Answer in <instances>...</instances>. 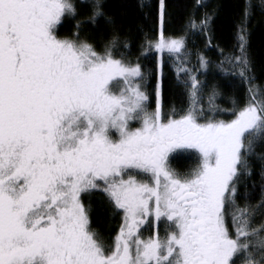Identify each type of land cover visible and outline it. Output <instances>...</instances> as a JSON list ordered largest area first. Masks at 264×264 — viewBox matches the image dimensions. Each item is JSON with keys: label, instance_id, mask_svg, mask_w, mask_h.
I'll list each match as a JSON object with an SVG mask.
<instances>
[{"label": "snow or ice", "instance_id": "1", "mask_svg": "<svg viewBox=\"0 0 264 264\" xmlns=\"http://www.w3.org/2000/svg\"><path fill=\"white\" fill-rule=\"evenodd\" d=\"M81 5L90 14L61 37L59 27ZM253 7L249 0L238 27V54L221 61L248 84L247 103L234 99L220 110L213 89L205 109L186 36L165 35L159 0L161 28L142 53L159 56L149 111L145 72L130 45L114 33L97 50L81 36L85 24H114L104 0H0V264H264V222L253 226L264 218V188L247 203L251 158L264 143V91L249 55ZM259 8L264 13V0ZM211 21L208 13L192 16L187 27L211 43ZM165 55L175 59L177 78L187 77L186 111L163 109ZM198 61L202 69L210 64L203 54ZM220 111L234 118L216 119ZM192 151L199 163L190 171L170 166L173 154ZM259 160L264 180V153ZM96 192L123 213L112 244L92 227L84 203ZM161 221L163 239L142 238L145 225Z\"/></svg>", "mask_w": 264, "mask_h": 264}, {"label": "trees", "instance_id": "2", "mask_svg": "<svg viewBox=\"0 0 264 264\" xmlns=\"http://www.w3.org/2000/svg\"><path fill=\"white\" fill-rule=\"evenodd\" d=\"M79 5L80 2L76 0ZM254 6L253 16L249 24V55L252 61V75L255 76L254 83L261 86L264 91V13L259 8L260 0H250ZM105 11L113 18L114 24H108L103 19L96 24H85L81 33L82 38H87L93 43L97 50H103L104 44L118 33L120 44L127 42L130 45L129 56L131 59H139L145 72L143 90L149 95V108H155V89L158 80L159 56L154 51L147 55L143 53L146 40H154L160 31L159 0H104ZM249 0H165L166 16L164 31L167 36L185 35L187 49L189 51L188 67L196 71L204 88L201 93L199 105L208 108V96L213 89L218 95L215 104L220 110L233 108L232 101L235 99L239 106L247 103L248 84L236 74L238 69L230 67L227 63L221 64L226 57L238 54L237 31L241 23L244 9ZM208 13L211 21V43L207 35L200 32L195 34L187 27L189 17L195 16L197 20ZM90 14L87 6L79 7V15L66 18L58 32L61 37L70 36L76 31V21L85 19ZM120 51H124L121 47ZM203 54L208 58L210 64L207 69L200 68L198 57ZM162 84V105L165 112L175 108L178 112L186 111L191 103L189 91L182 83L187 77L177 78L176 61L174 58L164 56ZM182 114V113H181ZM232 115L226 111H220L216 117L228 119ZM257 155L251 158L253 174L247 181V191L250 194L249 204H256L262 195L264 180L261 178V161L259 154L264 153V143L255 146ZM199 163L198 155L186 152L180 155L173 154L170 158V166L180 173H186ZM246 191L243 184L240 192ZM85 203L90 205V218L92 227L105 239H111L117 230V217L119 213L113 211L112 205L106 196L100 192L85 196ZM238 205L244 206L246 201L243 196L238 198ZM264 222V218L257 216L253 226ZM155 231L163 234L166 224L160 222L158 225L148 224L142 229V237L147 238ZM238 264L240 261L238 260Z\"/></svg>", "mask_w": 264, "mask_h": 264}, {"label": "rangeland", "instance_id": "3", "mask_svg": "<svg viewBox=\"0 0 264 264\" xmlns=\"http://www.w3.org/2000/svg\"><path fill=\"white\" fill-rule=\"evenodd\" d=\"M78 2H80V0H77ZM122 86V85H121ZM120 86H117V88L116 89H114V90H117L118 91V88H119ZM155 108H149V111H152V110H154ZM178 118V117H177ZM234 117L233 116H231L230 118H228V119H223V118H219V117H216V119H222V120H231V119H233ZM140 126V123L139 122H134L133 124H132V127H139ZM138 179H146V177H143V176H141V177H138ZM84 203H85V199H84ZM86 204V203H85ZM87 205V204H86ZM122 216H123V213H119V216L117 217V230H116V232H115V234L114 235H112V237H111V239H105V237H103V236H101L103 239H104V241L107 243V244H112L113 243V241H114V238H115V236L117 235V233L119 232V227H120V224H121V222H122ZM162 223H163V221H161ZM154 223V225H157L155 222H153ZM154 232H157V231H155V229H154ZM159 234V233H158ZM165 235H166V232H164L163 234H159V236L161 237V239H163L164 237H165ZM143 238V237H142ZM148 238V237H147ZM146 239V238H145Z\"/></svg>", "mask_w": 264, "mask_h": 264}]
</instances>
